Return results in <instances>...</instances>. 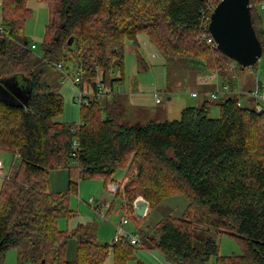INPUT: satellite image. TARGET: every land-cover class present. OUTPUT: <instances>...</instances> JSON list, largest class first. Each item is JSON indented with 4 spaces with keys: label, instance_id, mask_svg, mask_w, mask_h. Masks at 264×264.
<instances>
[{
    "label": "trees",
    "instance_id": "16d2710c",
    "mask_svg": "<svg viewBox=\"0 0 264 264\" xmlns=\"http://www.w3.org/2000/svg\"><path fill=\"white\" fill-rule=\"evenodd\" d=\"M29 1L48 7L41 58L25 37ZM262 1L249 4L264 53V30L255 8ZM208 2L0 0V152L18 161L0 189V264L9 250L16 251L17 264H104L109 253L114 264H125L137 248L158 250L172 264H204L212 257L215 264H264L263 110L241 106L229 92L216 104L218 118L209 117L213 103L203 100L183 109L178 120L140 122L134 128L135 123H118L91 99L80 107L78 122L56 121L64 102L54 65L61 63L64 69L67 64V71L70 65L81 77L100 74L102 83L118 71L117 80H122L126 41L134 42L136 60L148 70L138 53L141 35L165 61H201L220 81L231 80L234 61L200 37L199 21ZM58 170L67 172L64 193L50 190V173ZM117 171L124 172L119 183H126L115 198L127 217L139 197L155 209L167 198L184 196L188 204L181 217L166 216L145 231L137 224L138 247L100 244L81 224L72 230L58 227V220L76 215L70 197L77 196L80 182L100 181L107 188ZM114 206L112 202L108 214ZM194 222L235 239L242 254L219 256L211 239L197 237ZM69 239L77 240L73 262L66 259Z\"/></svg>",
    "mask_w": 264,
    "mask_h": 264
},
{
    "label": "rangeland",
    "instance_id": "374dc122",
    "mask_svg": "<svg viewBox=\"0 0 264 264\" xmlns=\"http://www.w3.org/2000/svg\"><path fill=\"white\" fill-rule=\"evenodd\" d=\"M28 8L31 9V18L25 23V37L30 45H35L34 54L41 58L44 56L42 48V41L44 38L45 25L48 22V7L45 4L37 3L35 1L28 2ZM261 19L262 29L264 30V12L257 10ZM139 49L138 53L145 60L148 70L143 71L138 64L135 57V44L133 41H126L124 44V60H123V74L120 85H115V100L120 99L117 104H108L106 100L98 98V101L107 109L108 113L118 123H122L126 120H141L143 123L147 122H164L178 120L180 113L183 109L188 107H197L203 101H211L213 104L209 110L210 118L219 117V108L216 104L222 98L218 96L216 100H211L210 95L207 97L205 94L209 90H213V93L217 87L224 88L227 86L234 92L241 104L245 108H253V103L246 102V95L237 93L239 90L235 85L236 83L244 82L243 88L239 87L243 91L253 90L254 86V66L243 68L238 65L235 69L237 78L231 79L228 82H222L215 77L214 74L205 69L204 64L201 61H193L186 59H172L165 61L158 53L154 45H152L149 39L144 36H138ZM54 59V57H52ZM56 63V59H54ZM63 64V63H62ZM63 64L67 77L63 79V73L54 69V78L59 82V93L63 98V111L60 116L56 118L60 123H74L79 121V104L75 102L77 96V90L87 95L89 99H93L94 89L98 86L100 89L109 88L110 80L117 82L119 72L114 71L109 75L108 79L102 83L100 74L98 76H85L81 77V83L75 87L71 80L76 77V71L72 70L70 65ZM71 68V69H70ZM260 77L263 79L262 72ZM232 75V74H231ZM238 80V81H237ZM241 81V82H240ZM95 86V88H94ZM119 87V89H118ZM117 91V92H116ZM158 95L156 98L153 96ZM191 93H197V98H192ZM209 93V94H211ZM97 99V98H96ZM95 99V100H96ZM94 100V99H93ZM261 110L264 111V103L259 104ZM264 129V126H263ZM17 158H14L11 154L6 152H0V162L3 165V176H0V189L3 183L4 177L8 175L9 168L12 164H16ZM57 177H60L59 173L65 175V180L62 178L60 182V188L65 190L67 188V174L65 170H59ZM136 174V172H134ZM54 174H51V179H54ZM124 178L123 171H117L113 176L117 190L119 187L126 183L122 181ZM117 183V184H116ZM109 186L104 188L100 181H82L78 185L77 196L70 197V209H72L76 215L70 221L64 219L58 220V227L62 230H72L78 224L84 226V232L88 234L97 235V242L100 244H113L112 241L117 235V225L122 218L128 220V225L124 227L127 233H138L136 229L137 224L140 225V231H145L147 227H152L157 224L161 219L166 216L181 217L183 211L187 207L188 201L184 196H176L163 200L159 206L155 209L147 210V217L144 220L137 219L135 213L128 215L125 211L120 209L121 201L115 198V195L108 191ZM55 190V187H53ZM142 198H137L136 200ZM90 200L93 202L91 203ZM115 202L114 210L108 214V209L104 207L105 204L109 205ZM135 203V202H134ZM133 203V204H134ZM102 206L101 212L95 214L94 208ZM194 231L200 239H211L218 247V255L225 256H239L242 254V248L237 241L229 236L220 234L216 229L207 227L200 222H194ZM74 242L68 244L67 260L73 252ZM138 254L145 260L141 264H172L167 262L164 256L158 250H147L142 248L136 249L133 253L135 259L128 264H136L138 261ZM113 261V256L109 253L106 259V264ZM216 257L210 258L204 264H215ZM2 264H17V255L15 250H9L4 256Z\"/></svg>",
    "mask_w": 264,
    "mask_h": 264
},
{
    "label": "water",
    "instance_id": "95a60500",
    "mask_svg": "<svg viewBox=\"0 0 264 264\" xmlns=\"http://www.w3.org/2000/svg\"><path fill=\"white\" fill-rule=\"evenodd\" d=\"M249 1L222 0L211 14L208 27L217 49L243 68L254 65L262 54L261 45L251 24ZM71 43L72 38L68 40V46ZM26 88L25 86L21 90L25 92ZM4 93L6 94V92ZM27 93L28 95L23 102L26 108L30 90ZM127 124L129 127L132 125L131 123ZM138 127L139 123H136L134 128ZM134 206L135 215L138 218H143L148 203L138 199Z\"/></svg>",
    "mask_w": 264,
    "mask_h": 264
},
{
    "label": "built area",
    "instance_id": "2783aa9c",
    "mask_svg": "<svg viewBox=\"0 0 264 264\" xmlns=\"http://www.w3.org/2000/svg\"><path fill=\"white\" fill-rule=\"evenodd\" d=\"M222 0H209L207 6H206V10H204L201 14V19L199 21V30L202 32L200 34L201 39H203L205 41V43L212 49L216 50V44L213 40V38L211 37L210 33H209V22H210V17L211 14L213 13L215 7L217 6L218 3H220ZM256 10L262 11L264 12V0L262 2H260L258 5L255 6ZM3 35V30L0 26V36ZM36 47L35 45H30V49L34 50ZM236 63H232L230 65L231 71H232V75L231 78L232 79H236V73H235V69H236ZM254 66V86H253V90L249 93V96L251 97V99L256 103V108H257V112L260 113L261 112V108L259 106L260 103H264V78L262 79L260 77V73L262 72L264 75V53L262 52L260 58L257 60V62L252 65ZM55 70H57L58 72L63 73L64 69L61 65V63L55 64L54 65ZM67 77L66 72L63 73V79ZM71 83L77 87V85H79L81 83V79L80 76L76 73V77L73 79V81L71 80ZM104 90L100 89L98 86L96 87V89L94 90V95H96V97L99 96H103L104 95ZM229 88L227 86H225L224 88L221 89H216L213 93L210 94V99L211 100H216L218 98L219 95H221L222 97L225 96L226 94H228ZM156 98V102H158L159 100L157 99L158 95L154 93L153 95ZM190 96L192 98H197L198 94L197 93H191ZM91 99H89V97L87 95H84V93L79 90H77V96L75 97V102L77 104H79V106H87L90 103ZM80 109V108H79ZM74 156V155H73ZM73 164V162H72ZM3 169H2V164L0 163V176H3ZM8 175H6L4 177V179H7ZM108 191L115 195L117 192V188L115 185L111 184L109 185ZM90 202L92 203L93 201L90 200ZM104 207L106 209L109 208V205L105 204ZM102 206H97L94 208V212L95 214H99L101 212ZM128 225V220L125 218H122L120 220V222L117 225V235L114 237L112 243L113 244H118V243H122V244H126V245H130V246H135L138 247L141 245L140 243V236L138 233H127L124 230V227Z\"/></svg>",
    "mask_w": 264,
    "mask_h": 264
},
{
    "label": "crops",
    "instance_id": "0c3cea01",
    "mask_svg": "<svg viewBox=\"0 0 264 264\" xmlns=\"http://www.w3.org/2000/svg\"><path fill=\"white\" fill-rule=\"evenodd\" d=\"M121 80V79H120ZM117 81V82H114V83H110V85H109V88H105L106 90H104L105 92H104V97H102V96H99V97H96V95H94L93 94V99H96V100H98V98H100V97H102V98H104L105 100H106V102L110 105V104H117V102L120 100V99H117V101L114 99L115 97V88L118 86V85H120V83H121V81ZM238 81V80H237ZM241 82V81H240ZM115 85H116V87H115ZM239 90H237V91H239V92H237V93H242V95L243 94H245L246 95V102H252L253 103V107H256V103L251 99V97L249 96V93L251 92V90H247L246 92L245 91H243V90H241L240 88L242 87L243 88V86H244V82H243V80H242V84L241 83H236V85H235ZM240 87V88H239ZM217 88H219V89H221L219 86L217 87ZM96 89V88H95ZM94 89V90H95ZM118 89H119V87H118ZM213 90L211 89V90H209L208 92H206V96L208 95H210L209 93H211ZM229 91L231 92V94H234V92H232L231 91V89L229 88ZM117 92V91H116ZM207 96V97H208ZM198 97H200V96H198ZM102 98H100V99H102ZM209 98V97H208ZM203 100H206V98L204 97L203 98ZM239 100V99H238ZM239 103H240V105L242 106V104H241V100H239ZM135 123V122H133V120L131 121L130 119L129 120H126V121H124V123ZM136 122L137 123H143V121H141V120H136ZM136 124V123H135ZM1 163V162H0ZM2 164V163H1ZM2 169H3V165H2ZM9 171H10V168H9ZM59 171V170H58ZM58 171H55V172H52L54 175V179L52 180L51 179V174L52 173H50V176H49V182H50V190H51V192L52 193H64V192H66V190H67V188L65 189V190H62V188H60V182L62 181V178L65 180V175H62L61 173H59L60 175V177H57L58 175H57V173L56 172H58ZM66 171V170H65ZM66 174H67V172H66ZM53 187H55V190H53ZM133 208H135V206H134V204H133ZM147 210H148V206L145 208V212H144V216L146 215V213H147ZM95 237H96V239H97V235H95ZM75 241V245L73 244V252L71 253V255L69 256V262H73V261H75V259H76V250H77V240L76 239H69L68 240V242H67V250H66V259H67V253H68V244H70V242H74ZM137 249H139V250H141L142 248H137ZM136 258V257H135ZM134 258V256L130 259L131 261L133 260V259H135ZM130 260H129V262H130ZM138 261H136L137 263L136 264H141V262H145V260L138 254V259H137ZM128 262V263H129ZM128 263H125V264H128ZM104 264H106V262L104 263ZM107 264H114V260L111 262V263H107Z\"/></svg>",
    "mask_w": 264,
    "mask_h": 264
}]
</instances>
